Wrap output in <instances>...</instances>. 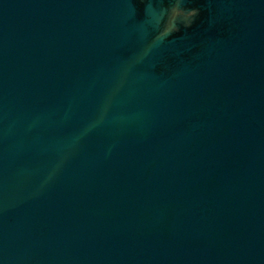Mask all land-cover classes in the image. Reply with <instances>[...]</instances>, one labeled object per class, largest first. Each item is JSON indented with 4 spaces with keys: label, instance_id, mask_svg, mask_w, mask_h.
Returning a JSON list of instances; mask_svg holds the SVG:
<instances>
[{
    "label": "water",
    "instance_id": "water-1",
    "mask_svg": "<svg viewBox=\"0 0 264 264\" xmlns=\"http://www.w3.org/2000/svg\"><path fill=\"white\" fill-rule=\"evenodd\" d=\"M0 264H264V0H0Z\"/></svg>",
    "mask_w": 264,
    "mask_h": 264
}]
</instances>
